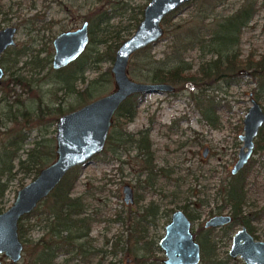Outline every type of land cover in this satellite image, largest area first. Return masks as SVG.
<instances>
[{"label":"trees","instance_id":"1","mask_svg":"<svg viewBox=\"0 0 264 264\" xmlns=\"http://www.w3.org/2000/svg\"><path fill=\"white\" fill-rule=\"evenodd\" d=\"M226 2L227 0H197L181 5L200 4L195 14L198 20L191 25H187L188 22L172 23L177 9L164 17L163 29L171 33L166 52L162 58H156L150 51V45L135 52L129 60V76L136 81L169 83L175 87L174 90L184 86L206 89L218 82L224 83L226 87L236 84L240 81L241 71L247 70L254 85L251 93L258 101L264 94V29L263 49L257 59L252 54L241 58L240 44L244 29L259 9L264 7V0H242L228 14L216 12ZM144 5L145 3H135L134 0H93L90 13L84 17L88 22V45L79 58L59 70L52 69L51 53L47 48L51 45L52 35L45 37L43 47L38 50L32 48V44H23L14 45L4 52L1 63L4 64L5 71L9 72V79L2 80L0 84L5 90L0 96V199L16 174L21 172L33 179L42 167L54 160V126L60 115L96 99L107 89L110 90L113 81L110 66L102 68L101 64L112 63L119 44L132 34L141 20ZM1 7L0 4V14ZM37 21V16L27 19L32 26ZM40 31V28L33 27L28 34L34 36ZM40 39H44V36ZM193 51L198 52L200 58L195 70H192L193 64L187 60ZM41 52L46 54L41 56ZM22 57L25 60L22 66H18ZM44 69L46 73L43 81L45 84L54 82L52 89L43 90L40 79L33 76L35 71L39 73ZM88 70L97 75L87 80L85 74ZM16 86L24 87L27 93L33 92V95L22 98L16 92ZM48 93L51 94L50 98L46 96ZM71 97L72 101L68 102ZM143 98V94H134L119 105L100 154L102 158L110 157L125 163L120 160V156L135 149V157H139L141 161L138 178L145 175L143 181L152 186V177L155 179L159 176V168L155 163L149 137L150 128L137 133H131L126 128L136 115ZM191 98L204 123L213 128L220 127L218 106L214 99L201 93L191 94ZM34 131L36 134L32 136ZM258 136V147L254 152L264 151L262 129ZM100 154L93 158H98ZM248 166L249 163L237 175L218 184L215 195L220 204L214 207L213 213L221 214L228 210L232 216L231 226L245 225L253 234L248 225L250 213L245 209L247 178L250 174ZM82 167L83 165L76 166L69 170L53 191L30 214L20 219L19 237L24 243L23 251L27 254L30 247L24 234L29 227L24 221L35 215L43 224L44 234L31 247V264H55V259L60 255L65 256L66 262L78 258L85 264L93 263L94 259L95 264H104L106 256L110 257L107 264H122L125 260H131L130 264H161L162 256L156 255L161 253L158 240L149 234L150 226L156 225L158 205L149 201L139 209H134L122 204L121 209L106 213V200L101 197L104 185L94 184L88 179L84 182V190L79 194L74 193ZM188 192L190 197L199 199L198 193L192 189ZM139 201L141 200L136 195L134 203L137 205ZM183 202L181 208L189 219L198 218L199 214H192L189 209L196 202L186 196ZM41 206L43 207L40 208ZM101 222L119 223L125 227V232L113 238L104 236L102 245L97 246V240L90 233L93 224ZM198 241L202 246V263L227 264V256L219 258L217 255H208L203 248L204 240Z\"/></svg>","mask_w":264,"mask_h":264},{"label":"rangeland","instance_id":"2","mask_svg":"<svg viewBox=\"0 0 264 264\" xmlns=\"http://www.w3.org/2000/svg\"><path fill=\"white\" fill-rule=\"evenodd\" d=\"M147 1L134 0L135 3L145 4ZM241 2L242 0H227L216 12L220 11L222 14H228L234 11ZM92 3L93 0H0L2 6L0 29L9 25L16 27L15 45L32 44V48L38 50L43 47L42 43L45 42L46 36L52 35L50 39L52 42L57 34L79 27L84 21V17L90 13ZM198 7H200L199 3H192L177 8L172 23L182 24L188 22L187 25H191L196 22L198 18L195 14ZM34 16H37L38 21L32 26L27 22V19ZM33 27L40 28L41 31L38 35L30 36L28 31ZM263 29L264 7L259 9L251 23L243 31L240 44L241 58H245L248 54H252L254 59L259 57L263 49ZM42 35L44 39L41 40ZM170 36V31L167 32L164 29L161 38L150 45V51L156 58L163 57ZM47 48L52 57V44L48 45ZM45 54L41 52V56ZM24 60V57L20 58L18 66H22ZM187 60L193 64L192 70H195L200 61L199 53L196 51L191 52ZM1 65L5 73L2 80H8L9 72L5 71L3 63ZM108 66H111L110 62L101 64L102 68ZM36 71L33 76L40 79L43 90L54 88V82L51 81V83L47 82L45 84L43 81L46 69L39 73H36ZM240 74V81L229 87L218 82L206 89L184 86L173 92L144 94L136 115L128 122L126 128L131 133L150 128L149 137L155 154V163L159 168V176L155 179L152 177L151 181L154 182L152 186H148L143 181L145 175L138 178V174L141 172V161L139 157H135V149H130L120 156V160L125 161V163L110 157L102 158V154H100L98 158H92L90 162L83 165L80 180L74 189V193L79 194L82 192L84 182L88 179L93 181L94 184L104 185L101 197L106 200L108 208L105 209L106 213H110L114 209H121L122 204L125 207L132 206L134 209H139L149 201H153L158 205L159 212L156 225L150 226L149 234L156 237L157 240L163 236L164 226L168 222L171 212L183 204V198L186 196L196 202V205H190V212L199 214L198 219L193 222L194 229L202 228L203 222L215 214L213 213L214 207L220 204L215 195L216 187L220 183H225L231 176L230 169L237 159L238 149L242 143L238 136L243 133L242 120L250 106L249 94L254 85L251 83L249 71L242 70ZM96 75L97 73L88 70L85 77L89 80ZM25 76L27 79L30 78L28 74ZM112 89L113 81L110 90L107 89V92L105 91L102 95L107 94ZM2 91L5 92L4 88L0 87V96ZM16 92L22 98L33 95V92L27 93L25 88L21 86H16ZM57 93L60 96V92L57 91ZM198 93L214 99L218 106L217 114L220 127L213 128L202 120L195 106V101L191 98V94L197 95ZM46 96L50 98L51 94L48 93ZM252 96L255 98L253 93ZM72 99V97L68 98V102H71ZM258 101L264 106V94L261 95ZM261 129L264 141V126ZM35 134L34 131L32 136ZM258 139L259 136L254 140V151L258 147ZM205 147L208 150L203 157L202 150ZM254 151L248 162L250 174L247 178L248 193L245 209L250 213L249 227L256 239L264 242V151ZM30 180L28 176H24L21 172L16 174L15 178L9 182L4 196L0 199V212L6 210L12 204L16 192ZM125 184L131 186L133 198L136 199L137 195L141 200L137 205L134 201L130 205L123 202L122 188ZM191 189L193 192L198 193L199 199L190 197L188 190ZM226 212L228 210L223 211V213ZM24 222L29 227L25 231L24 237L30 248L28 254L23 251L22 261L16 264L22 262L31 264L33 259L31 247L44 234L43 224L35 215L30 216ZM238 228H240V225L235 226L230 231L234 232ZM122 232H125V227L119 223L101 222L93 224L90 236L97 240V246H101L104 236L113 238ZM226 232L227 230L224 229L208 232L200 231V236L208 237V239L210 237L212 241L217 242L216 254L219 258L227 256L230 247V240L228 241L225 235ZM156 255H161L164 258L162 253H156ZM109 259L110 257L106 256L104 264H107L106 262ZM54 262L55 264H85L79 261L78 258L66 262L65 256L61 255ZM128 262L130 264L131 260H128ZM3 263L12 264L7 258H3ZM95 263L96 259L91 264ZM122 264H126V260ZM200 264L204 263L201 262ZM227 264L244 263L239 258L231 259L228 257Z\"/></svg>","mask_w":264,"mask_h":264},{"label":"water","instance_id":"3","mask_svg":"<svg viewBox=\"0 0 264 264\" xmlns=\"http://www.w3.org/2000/svg\"><path fill=\"white\" fill-rule=\"evenodd\" d=\"M196 0H148L143 7L142 18L132 34L123 40L114 52L110 66L113 89L88 103L60 115L55 123V158L42 167L36 176L21 187L12 204L0 212V264L7 258L12 264L22 261L24 243L19 237V221L30 214L59 184L69 170L82 166L100 154L107 140L113 115L119 105L134 94L173 92L169 83H149L132 79L127 71L131 56L154 44L163 35L162 20L175 9ZM16 27L0 29L1 55L15 45ZM89 41L88 22L72 30L57 34L51 44L53 54L51 67L64 68L74 62L85 51ZM4 69L0 65V84ZM250 95V106L242 120V130L238 139L242 142L238 156L230 173L242 169L253 153L254 140L264 126V108ZM202 150V156L207 153ZM122 199L126 205L133 203L130 185L122 188ZM230 216L217 214L205 221V227H219L230 221ZM163 253L162 264H199L200 248L191 231V222L181 209H175L170 221L164 227V234L158 240ZM232 258L239 257L244 264H264V242L256 240L242 226L232 237L228 251ZM20 264H30L22 262ZM128 264V260H126Z\"/></svg>","mask_w":264,"mask_h":264},{"label":"flooded vegetation","instance_id":"4","mask_svg":"<svg viewBox=\"0 0 264 264\" xmlns=\"http://www.w3.org/2000/svg\"><path fill=\"white\" fill-rule=\"evenodd\" d=\"M4 54V53H3ZM2 54V55H3ZM2 55H1V57H2ZM0 65H1V59H0ZM2 66V65H1ZM5 74V73H4ZM261 130V129H260ZM260 130H259V132H258V135H259V133H260ZM257 135V136H258ZM254 148H255V141H254ZM254 148H253V151H254ZM253 154V153H252ZM250 160V159H249ZM249 160H248V162H249ZM247 162V163H248ZM246 163V164H247ZM231 170V169H230ZM241 171V169L236 173V174H231L230 173V175L231 176H234V175H237L239 172ZM184 203V202H183ZM247 206V205H246ZM177 209H181L182 211H183V209L181 208V206L179 207V208H177ZM174 211V210H173ZM172 211V212H173ZM171 212V213H172ZM225 212V211H224ZM183 213L186 215V213L183 211ZM193 214V213H192ZM221 214H226V215H229L230 216V221H229V223H227V224H225V225H223V226H219V227H205V221L203 222V225H202V228L201 227H199L198 229H194V225H193V222L195 221V220H197L198 218H195V219H193V220H191V219H189V217L186 215V217L190 220V222H191V231H192V233H193V236H194V239H195V241L199 244V248H200V262H199V264L201 263V257H202V246L200 245V243H199V241H198V239H201V240H204V242H203V248L207 251V254L208 255H213V256H216L217 254H216V244H217V242L216 241H212V238H210V239H205L206 237H203V236H200V231L202 230V231H213V230H216V229H224V230H227V232L225 233V235L227 236V239H228V241L230 240V246H231V243H232V237H233V235L237 232V230L238 229H240L242 226H244L245 228H246V231L249 233V234H251L249 231H248V229H247V227L245 226V225H240V228H238L237 230H235L234 232H231L230 230L231 229H233L235 226H237V225H235V226H231V221H232V216H231V214L229 213V212H226V213H221ZM214 215H217V214H214ZM170 216H171V214H170ZM210 218V217H209ZM208 218V219H209ZM249 220V219H248ZM170 221V217H169V220H168V222ZM167 222V223H168ZM166 223V224H167ZM165 224V225H166ZM165 227V226H164ZM229 231V232H228ZM253 232V231H252ZM254 234V233H253ZM253 234H251L252 236H253V238L254 239H256V236L255 235H253ZM208 240V241H207ZM257 240V239H256ZM157 244H158V242H157ZM159 247V246H158ZM160 249V248H159ZM229 249H230V247H229ZM229 249H228V251H229ZM161 250V249H160ZM228 251H227V257H229V258H231V259H237V258H239V257H235V258H232V257H230L229 255H228ZM161 253H162V251H161ZM163 254V253H162ZM164 257V256H163ZM240 259V258H239ZM162 260H163V258L161 259V263H162ZM242 260V259H241ZM243 261V260H242ZM244 263V262H243Z\"/></svg>","mask_w":264,"mask_h":264}]
</instances>
